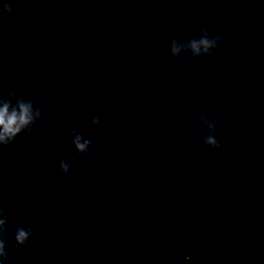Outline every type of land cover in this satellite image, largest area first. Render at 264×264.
I'll list each match as a JSON object with an SVG mask.
<instances>
[{
  "label": "clouds",
  "instance_id": "9594fccd",
  "mask_svg": "<svg viewBox=\"0 0 264 264\" xmlns=\"http://www.w3.org/2000/svg\"><path fill=\"white\" fill-rule=\"evenodd\" d=\"M2 11L11 13L10 3H4ZM211 33V34H210ZM221 36L216 34L215 28L206 26L201 28L199 38H190L183 42L172 40L170 44V54L173 58H178L182 52H190L194 57L211 56L215 50ZM15 101V103H13ZM204 126L208 130V135L203 137V142L210 148H220V143L215 138L216 124L207 115L206 111L197 110ZM43 113L39 107L34 106L32 100L16 96L14 91H9L6 97L0 96V146L6 147L13 143L21 133L31 134L36 122L41 119ZM100 117L93 116L90 125L96 127L100 125ZM199 131V130H198ZM72 143L78 154H86L93 141L87 139L77 129H72ZM147 162V161H146ZM60 171L68 174L70 165L64 160L59 162ZM8 216L0 208V264H6L8 252L6 245ZM32 236L31 228H18L14 233L17 246H24Z\"/></svg>",
  "mask_w": 264,
  "mask_h": 264
}]
</instances>
